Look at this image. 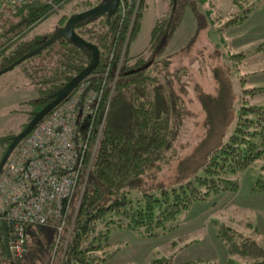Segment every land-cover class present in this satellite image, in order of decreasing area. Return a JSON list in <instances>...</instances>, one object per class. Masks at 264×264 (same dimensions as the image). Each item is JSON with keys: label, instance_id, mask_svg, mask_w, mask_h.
<instances>
[{"label": "trees", "instance_id": "16d2710c", "mask_svg": "<svg viewBox=\"0 0 264 264\" xmlns=\"http://www.w3.org/2000/svg\"><path fill=\"white\" fill-rule=\"evenodd\" d=\"M101 1L25 0L11 6L0 0V69L14 63L9 71L0 74L1 87L7 77L14 78L9 72L19 67L23 73L21 84L28 87L31 96L18 104L27 105L24 113L28 119L91 58L89 50L62 37L45 44L56 28L40 30L37 25L55 12L59 27L69 14ZM241 1L247 4L246 0ZM164 2L166 7L156 17L148 42L132 55L127 48L139 30L146 0H141L134 15L130 5L124 11L118 6L109 16L104 13L75 23L74 31L99 52L98 63L86 78L103 87V97L92 122L94 130L109 92L80 203L68 223L70 227L62 235L57 233L54 222L27 226L26 252L17 258L6 256L0 227V264H97L116 251L107 249L111 229L127 227L141 235H156L172 228L171 222L194 201L220 191L235 192L237 173L262 155L264 104L250 103L241 95L235 108L227 72L226 77L219 78L214 93L198 94L205 112L204 131L191 150L178 159L174 182L168 186L154 184L156 172L169 160L167 153L185 113L172 87L178 76L170 71L161 52L179 25L184 7L195 9V0ZM251 7L231 12L226 25L241 22ZM34 49L35 53L16 62ZM118 61L120 68L112 81L110 77ZM103 79L105 87L99 84ZM246 91L264 92V87ZM230 126L232 129L227 132ZM94 134L92 131L91 135ZM13 135H0L2 153ZM251 189L264 192V176L255 179ZM217 237L226 246V264H264V243H258L252 235L220 225ZM149 264L173 262L156 258ZM177 264L213 263L195 259Z\"/></svg>", "mask_w": 264, "mask_h": 264}, {"label": "rangeland", "instance_id": "374dc122", "mask_svg": "<svg viewBox=\"0 0 264 264\" xmlns=\"http://www.w3.org/2000/svg\"><path fill=\"white\" fill-rule=\"evenodd\" d=\"M163 1L147 0L137 35L129 45L131 55L138 53L148 42L150 29L159 9L163 7ZM140 2L130 1L136 7H131L134 9L133 15ZM246 2L195 0V9L188 5L184 7L179 25L163 48L161 57L168 60L170 71H175L178 76L172 87L183 103L185 113L167 153L170 154L169 160L156 172L154 184L168 186L174 182L178 159L191 150L204 131L205 112L198 99L200 91L214 93L219 78L226 77L228 72L235 108L241 95H245L250 103L264 104V92L250 94L246 91L252 87H264V0ZM248 5L252 7L245 19L234 25H226L231 12L242 11L243 6ZM57 16L53 12L36 28H57ZM18 68L9 72L14 74V78L7 77L2 87L0 78V135H15L22 124L29 121L24 113L27 105L22 103L20 106L18 102L31 94L28 87L21 84L20 76L23 77V73ZM117 74L113 73L110 80L113 81ZM11 83L14 84L11 86ZM61 106L58 105V108ZM43 121L47 124L46 118ZM231 127L227 132L231 131ZM2 148L0 144V157ZM262 176L264 151L249 167L237 173L235 192L220 191L194 201L171 222L172 228H166L156 235H141L127 227L111 229L107 249L114 248L116 251L97 264H149L156 258H168L173 264L195 259L226 264L227 249L217 237L220 225L252 235L258 243H264V192L251 189L254 180ZM73 215L74 211L68 207L60 229L55 226L58 234L62 235L64 229L70 227L68 223ZM50 222L53 225L55 221L50 219Z\"/></svg>", "mask_w": 264, "mask_h": 264}, {"label": "built area", "instance_id": "2783aa9c", "mask_svg": "<svg viewBox=\"0 0 264 264\" xmlns=\"http://www.w3.org/2000/svg\"><path fill=\"white\" fill-rule=\"evenodd\" d=\"M1 1L13 6L25 0ZM130 1L119 0L118 6L122 11L127 5L136 8ZM117 64L114 75L120 68L119 61ZM86 78L17 143L2 167L0 219L8 228L10 256L18 257L23 253L27 226L53 219L60 229L68 207L75 213L79 206L109 98L108 92L97 127L92 129L103 92L102 85H93ZM99 84H104V79ZM45 118L47 124L43 121Z\"/></svg>", "mask_w": 264, "mask_h": 264}, {"label": "water", "instance_id": "95a60500", "mask_svg": "<svg viewBox=\"0 0 264 264\" xmlns=\"http://www.w3.org/2000/svg\"><path fill=\"white\" fill-rule=\"evenodd\" d=\"M119 0H103L97 4H95L92 7H89L87 9L77 11L74 13H71L67 16L64 23L57 27L53 33L49 36L48 40L45 41V44L49 41H52L53 39L62 37L68 41H70L74 45H78L81 48H85L90 51L91 58L89 62L75 75H73L60 89V91L51 98L46 104H44L39 110L35 111L29 121L26 123V125L15 135L12 136L11 141L9 142L7 148L3 152L0 158V171L8 158L9 154L13 150V148L17 145V143L24 138L36 125V123L47 113L49 112L58 102H60L67 94H69L72 89L85 77H87L96 67L98 63L99 58V52L95 45L92 43L87 42L82 37H80L75 31H74V25L80 20L85 19L86 21H89L91 19H94L98 17L101 14L111 15L116 7L118 6ZM37 49H34L27 53L26 55H23L20 57L16 62H19L20 60L24 59L30 54H33L36 52ZM14 64V63H13ZM13 64H10L2 69H0V74L10 70L13 66ZM1 227V234H2V241L4 245V251L7 257L10 256L9 251V245H8V237H7V230H6V224L5 221L2 219L0 222Z\"/></svg>", "mask_w": 264, "mask_h": 264}, {"label": "crops", "instance_id": "0c3cea01", "mask_svg": "<svg viewBox=\"0 0 264 264\" xmlns=\"http://www.w3.org/2000/svg\"><path fill=\"white\" fill-rule=\"evenodd\" d=\"M163 2H164V1H163ZM163 2H161L163 7H162L161 9H159V11H158V13H157V16H158V14H160V12L163 10V8L165 9V7H166V6H165L166 4L164 5ZM146 5H147V0H146ZM157 16H156V17H157ZM129 45H130V43H129ZM129 45H128V48H127L128 53H129ZM141 49H142V48H141ZM141 49H140V50H141ZM140 50H138V51H140ZM138 51H137V52H138ZM129 54H130V53H129ZM263 151H264V147H263ZM262 154H263V153H262Z\"/></svg>", "mask_w": 264, "mask_h": 264}, {"label": "flooded vegetation", "instance_id": "af4514ba", "mask_svg": "<svg viewBox=\"0 0 264 264\" xmlns=\"http://www.w3.org/2000/svg\"><path fill=\"white\" fill-rule=\"evenodd\" d=\"M117 7H118V6H117ZM117 7H116V9H117ZM116 9H115V11H116ZM115 11H114V12H115ZM114 12H113V13H114ZM91 73H92V72H91ZM91 73H90V74H91ZM19 131H20V130H19ZM19 131H18V132H19ZM18 132H17V133H18ZM0 158H1V157H0Z\"/></svg>", "mask_w": 264, "mask_h": 264}, {"label": "bare ground", "instance_id": "6f19581e", "mask_svg": "<svg viewBox=\"0 0 264 264\" xmlns=\"http://www.w3.org/2000/svg\"><path fill=\"white\" fill-rule=\"evenodd\" d=\"M1 171H2V169H1ZM1 171H0V173H1Z\"/></svg>", "mask_w": 264, "mask_h": 264}]
</instances>
